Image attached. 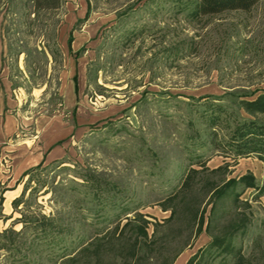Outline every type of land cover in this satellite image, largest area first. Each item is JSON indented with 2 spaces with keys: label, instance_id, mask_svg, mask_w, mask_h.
Returning a JSON list of instances; mask_svg holds the SVG:
<instances>
[{
  "label": "rangeland",
  "instance_id": "1",
  "mask_svg": "<svg viewBox=\"0 0 264 264\" xmlns=\"http://www.w3.org/2000/svg\"><path fill=\"white\" fill-rule=\"evenodd\" d=\"M183 6L174 0H62L59 8L35 14L30 3L0 0V108L17 123L5 141L33 144L36 150L45 142L62 140V153L54 159L63 162L47 172V179L48 188L62 187L64 203L56 200L58 190L44 194L40 189L31 199L32 209L75 215L65 199L81 201L77 213L99 207L90 201L86 180L93 172L102 187L108 185L100 188L107 195L100 210L110 217L93 226L111 229L121 213V227L125 216L138 212L150 221V235L157 225V248L169 240L168 251L155 253L150 264H163V258L171 259L187 242L172 263L186 264L210 241L205 223L196 236L187 230L174 236L185 224L180 213L184 210L178 206L179 213L164 222L172 211V206L162 208L168 195L181 191L190 179L183 193L204 196L206 219L211 207L206 184L251 174L255 186L240 182L234 190L249 200L252 223L233 243L246 256L260 257L264 159L217 148L200 110L204 102L221 101L231 119L264 121V114L251 116L238 104L239 96L264 90V0L249 10L200 17ZM141 28L145 30L137 38L124 42V32ZM89 68H98L96 81L89 79ZM226 132L219 130L220 135ZM20 179L16 196L23 186ZM5 189L0 186V193ZM231 196L217 207L232 209ZM3 213L13 214L12 219L19 216L12 205ZM12 219L0 221V229ZM75 226L85 237L92 230L81 222ZM106 251L98 264H121L116 247ZM227 260L232 264V254Z\"/></svg>",
  "mask_w": 264,
  "mask_h": 264
},
{
  "label": "trees",
  "instance_id": "2",
  "mask_svg": "<svg viewBox=\"0 0 264 264\" xmlns=\"http://www.w3.org/2000/svg\"><path fill=\"white\" fill-rule=\"evenodd\" d=\"M14 0H6L11 3ZM30 3L32 13L39 14L40 11L55 10L60 7L62 0H21ZM179 1L187 8L191 16L214 15L226 11L249 10L259 0H174ZM143 30H131L124 32V42H131L137 38ZM71 50V37L68 40ZM84 47L75 51V55L82 52ZM90 69V68H89ZM88 69L89 79L96 81L97 69ZM94 73L92 74L91 72ZM92 74V75H91ZM74 88L78 91L77 77L74 76ZM251 96H239L238 104L249 115L256 116L264 114V90L253 92ZM216 99V98H215ZM219 100L222 98H218ZM205 108L200 110L201 117L210 128L211 141L217 147L227 154L233 156L258 155L264 159V121L257 118H245L237 121L232 118L225 103L221 101L204 102ZM234 124V125H233ZM225 128V135H220L219 130ZM58 140L54 145L60 144ZM54 159L49 164H45V158L38 164L30 167L21 175L20 181L23 182L22 190L18 196L13 198L11 205L13 212L17 211L19 216L12 219L13 214L3 213L4 196L0 193V220L5 223L12 219L8 226L0 229V264H98L106 250L111 246L116 247L121 264H150L154 254L162 255L168 251L169 240H166L162 247L156 246L157 225L153 226L152 235L148 233L150 221L145 219L141 213H134L133 216H125L126 221L120 227V214L115 215L116 225L111 229H100L93 225L103 220L110 219L100 210L101 205L105 203L107 195H102L100 188L102 183L93 172H90L86 179L91 188L90 201L93 205L99 207L90 208L87 213H77L80 206V200L65 199V204L69 208L76 210L75 215L42 213L33 208L31 201L33 196H38L40 189L42 193L50 191L59 192L58 203H64L63 199L66 193L58 189L48 188L50 181L47 179V172L60 165L63 161ZM57 163V164H55ZM54 164V165H53ZM44 176V177H43ZM189 180L184 181L181 191H175L165 199L166 205L163 209L172 206L171 214L164 222L171 221L178 213L177 207L181 206V216L185 224L176 229L175 237L182 236L184 230L196 236L203 230L210 237L208 244L197 250L187 260L186 264H226L227 256L232 254V264H264V253L260 257L254 254L246 256L241 248H236L233 241L237 234L247 232L252 223V207L248 199L240 198L242 191L234 190L237 183H245V186H255V178L251 174L243 175L240 178H230L224 180L222 184L212 180L209 184H204L206 192L211 193V207L207 218L205 219V208H201L203 197L193 194L183 193L189 185ZM19 183V182H18ZM40 187V188H39ZM55 187V185H54ZM185 187V189H184ZM44 188V189H43ZM57 188V186H56ZM187 192V191H186ZM232 195V209L218 208V201ZM66 198V197H65ZM96 201V203H94ZM81 222L87 227H92L90 234L85 237L75 224ZM264 223V220H263ZM21 225L16 228V225ZM129 234H127L128 228ZM127 234V235H126ZM189 234V235H190ZM190 237V236H189ZM185 243L176 252L171 259L163 258V264H172L180 252L188 245ZM160 246V245H159ZM109 247V248H108ZM147 251H145L146 249ZM157 251V252H155ZM91 252V253H90ZM86 253V254H85ZM223 255V256H222ZM205 256H207L205 258ZM154 260V259H153ZM152 260V262H153Z\"/></svg>",
  "mask_w": 264,
  "mask_h": 264
},
{
  "label": "crops",
  "instance_id": "3",
  "mask_svg": "<svg viewBox=\"0 0 264 264\" xmlns=\"http://www.w3.org/2000/svg\"><path fill=\"white\" fill-rule=\"evenodd\" d=\"M16 127L14 116L0 108V186L6 188L3 192L5 198L3 212L5 206L10 208L12 199L17 195L15 192L18 188L15 187V184L23 172L44 158L45 161L51 160L59 157L62 153L59 144L54 145L58 140L53 143L45 142L36 150L33 144L6 142L5 139L16 130ZM182 259L183 257H180L178 263Z\"/></svg>",
  "mask_w": 264,
  "mask_h": 264
}]
</instances>
